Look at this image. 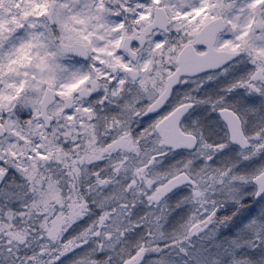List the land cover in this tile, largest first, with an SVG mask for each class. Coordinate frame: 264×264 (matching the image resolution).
I'll list each match as a JSON object with an SVG mask.
<instances>
[{"label": "snow or ice", "instance_id": "6c2138e0", "mask_svg": "<svg viewBox=\"0 0 264 264\" xmlns=\"http://www.w3.org/2000/svg\"><path fill=\"white\" fill-rule=\"evenodd\" d=\"M0 264H264V0H0Z\"/></svg>", "mask_w": 264, "mask_h": 264}]
</instances>
